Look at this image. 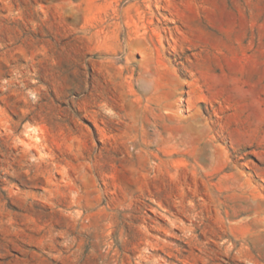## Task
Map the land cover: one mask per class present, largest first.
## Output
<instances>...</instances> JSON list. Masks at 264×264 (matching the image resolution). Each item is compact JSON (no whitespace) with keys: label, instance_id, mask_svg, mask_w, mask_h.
<instances>
[{"label":"rangeland","instance_id":"374dc122","mask_svg":"<svg viewBox=\"0 0 264 264\" xmlns=\"http://www.w3.org/2000/svg\"><path fill=\"white\" fill-rule=\"evenodd\" d=\"M0 264H264V0H0Z\"/></svg>","mask_w":264,"mask_h":264}]
</instances>
